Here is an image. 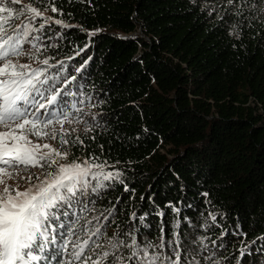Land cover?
<instances>
[{"label": "trees", "instance_id": "obj_1", "mask_svg": "<svg viewBox=\"0 0 264 264\" xmlns=\"http://www.w3.org/2000/svg\"><path fill=\"white\" fill-rule=\"evenodd\" d=\"M30 2L54 4L59 11L47 15L76 26L33 32L47 37L42 58L55 65L59 87L79 91V107L99 124L87 135L81 125L84 145L69 160L96 156L135 190L116 184L92 194L87 208H68L75 231L114 205L109 235L119 225L155 239L163 221L166 239L192 238L199 264H264V0H246L250 27L240 39L230 35L239 20L223 0H22ZM208 212L220 227H204ZM225 228L246 235L221 238ZM245 245L251 251L241 256Z\"/></svg>", "mask_w": 264, "mask_h": 264}, {"label": "snow or ice", "instance_id": "obj_2", "mask_svg": "<svg viewBox=\"0 0 264 264\" xmlns=\"http://www.w3.org/2000/svg\"><path fill=\"white\" fill-rule=\"evenodd\" d=\"M223 2L225 13L239 20L230 35L240 39L244 28L250 27L246 0ZM49 10L59 11L52 3L41 10L31 2L0 0V264H51L53 260L56 264H188V256H192L193 264H199L193 255L198 249L191 246L192 238L183 234L181 240V233H173L166 239L163 221L155 239L139 236L138 229L120 230L119 225L109 235L106 229L112 222L109 216L113 215L114 205L105 210L107 215L101 212L92 220L85 218L79 233L71 225L60 223L72 219L68 208L82 203L87 208V204L95 203L91 195L106 187L119 184L125 192L134 194L135 190L124 182L122 171L106 170L114 165L97 162L96 156L69 160L70 149L83 146L84 139L75 135L76 127L65 125L83 124L81 131L87 135L99 124L95 114L78 107L83 100L69 102L68 97L79 93L67 84L59 87L60 77L49 73L55 65H50V58H42L49 45L41 41L47 37L33 32L43 33L52 24L65 29L76 27L47 15ZM21 17L28 23H23ZM22 59L29 62L22 63ZM76 79L71 77V81ZM168 207L180 215L179 207ZM158 215L163 218L166 214L161 211ZM132 216L139 223L145 220V215L137 217L134 212ZM207 216L211 223L205 222L206 229L220 227L216 214L208 212ZM102 219L108 224H102ZM173 227H180L179 219ZM57 228L66 231L57 232ZM228 234L246 235L239 229L231 233L225 228L221 238ZM258 239L264 241V236ZM199 243L203 245V238ZM259 250L264 251V245ZM239 251L245 256L251 248L245 245Z\"/></svg>", "mask_w": 264, "mask_h": 264}, {"label": "rangeland", "instance_id": "obj_3", "mask_svg": "<svg viewBox=\"0 0 264 264\" xmlns=\"http://www.w3.org/2000/svg\"><path fill=\"white\" fill-rule=\"evenodd\" d=\"M139 33H140V35H142L141 34V32L140 31H138ZM145 39H148V37H146ZM21 62L23 63V62H29V61H27V59H22L21 60ZM35 66V65H34ZM74 92H79V91H74ZM78 97L79 96H77L76 97V99H73V100H78ZM73 100H69V102H71V101H73ZM78 107H79V105H78ZM82 108H88V107H82ZM81 125L82 124H74V125H71V126H69V125H65V127H76L77 128V132L81 129ZM44 142H48V143H51L54 147H60V145H58L55 141H44ZM63 162V161H62ZM106 170H108V168L106 169ZM32 171H36V169H33ZM79 208H81V206H79ZM78 211H80V209H77ZM77 210H75L76 212H78ZM84 214H85V212H83L82 213V217L84 216ZM81 216L80 215H76L74 218H73V221H79V219L78 218H80ZM65 220H68V222H66L65 223V225H72V221L71 220H69V219H65ZM56 231L57 232H63V231H66V229H63V228H57L56 229ZM58 239V238H57ZM73 239V238H72ZM50 248H51V246H50ZM64 259H67V257L65 256L64 257ZM39 264H47V262H39Z\"/></svg>", "mask_w": 264, "mask_h": 264}]
</instances>
